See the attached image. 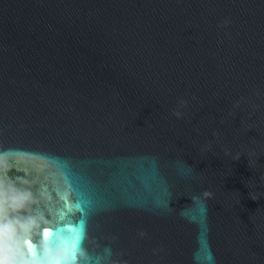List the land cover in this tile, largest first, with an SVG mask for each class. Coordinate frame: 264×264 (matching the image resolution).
<instances>
[{
  "label": "water",
  "instance_id": "obj_1",
  "mask_svg": "<svg viewBox=\"0 0 264 264\" xmlns=\"http://www.w3.org/2000/svg\"><path fill=\"white\" fill-rule=\"evenodd\" d=\"M13 193L30 264H264V0H0Z\"/></svg>",
  "mask_w": 264,
  "mask_h": 264
},
{
  "label": "clouds",
  "instance_id": "obj_2",
  "mask_svg": "<svg viewBox=\"0 0 264 264\" xmlns=\"http://www.w3.org/2000/svg\"><path fill=\"white\" fill-rule=\"evenodd\" d=\"M26 197L21 194H6L5 197V220L2 228V241H0V249L2 256L0 261L2 264H30V261L25 258L21 252L22 241L27 236V225L21 223L18 219H7V210L10 207V200H23ZM18 207L19 204L13 205ZM50 264H62V262L53 260ZM75 264V262H73Z\"/></svg>",
  "mask_w": 264,
  "mask_h": 264
}]
</instances>
